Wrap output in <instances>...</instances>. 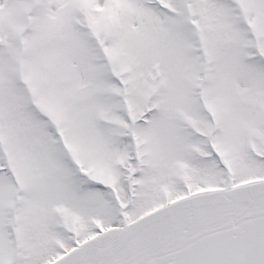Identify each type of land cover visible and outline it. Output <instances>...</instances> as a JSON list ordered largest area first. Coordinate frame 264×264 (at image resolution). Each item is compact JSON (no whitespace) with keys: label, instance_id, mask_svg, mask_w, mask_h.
I'll use <instances>...</instances> for the list:
<instances>
[{"label":"snow or ice","instance_id":"1","mask_svg":"<svg viewBox=\"0 0 264 264\" xmlns=\"http://www.w3.org/2000/svg\"><path fill=\"white\" fill-rule=\"evenodd\" d=\"M0 264H264V0H0Z\"/></svg>","mask_w":264,"mask_h":264}]
</instances>
